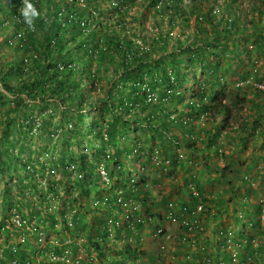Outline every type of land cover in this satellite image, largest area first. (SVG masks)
<instances>
[{
    "label": "rangeland",
    "instance_id": "rangeland-1",
    "mask_svg": "<svg viewBox=\"0 0 264 264\" xmlns=\"http://www.w3.org/2000/svg\"><path fill=\"white\" fill-rule=\"evenodd\" d=\"M17 1L21 6V0ZM65 1L51 0L48 7L41 8L40 16L53 17V13L59 9H61V14L66 15L65 9L61 8L65 7L62 6ZM97 1L99 2L98 6L94 4V0H84L83 5H86L89 10L93 9V15L98 19V22L105 24L113 13V10L107 9L110 7L111 0ZM112 1L116 2L120 8L119 13L115 15H120L123 20L125 16L126 27L132 31L129 33V38L138 45L142 43L146 48L150 47V39L147 38L149 34L152 36L159 34L160 36L170 30L175 35L184 25L182 21L180 24L177 23L179 18L185 17L184 14L176 15L172 29H169V19L166 17L164 19L159 17L157 22L160 25L155 24L157 20L155 12H158L164 3V7L167 8L172 0H161V3L159 0ZM191 1L182 0L183 5L180 8L186 12V15L188 14L189 18V26H184L187 27L184 30L193 33L196 16L190 14ZM175 2L176 0H173V3ZM215 2L217 1L215 0ZM10 3L16 4L15 0H0V7ZM202 4L203 8L207 7L205 0H202ZM252 4L253 2L250 0H241V3L238 4L240 13L246 8H251ZM168 12L174 14V9H170ZM4 19L5 15L0 12V21ZM36 20L34 27L25 26L23 28L25 39L34 40V45L40 46L44 31L36 26ZM110 23L114 25L115 20ZM10 34V29L3 28L0 31V44L8 39ZM143 34L146 35L143 36L144 38H142ZM192 37L189 38V41L192 40ZM210 39L214 41L213 38ZM260 41L258 36L254 35L241 37V42L246 45L245 50L233 49L229 54L227 51L232 48V45H226L227 51L219 52L221 61L219 64L224 73L223 95H226L224 99L227 100L228 94L230 96L232 93H236L238 85L240 87L247 83L249 85L243 91L244 93L238 91L239 97L245 99L244 103L239 104L241 113L247 112L249 122L255 116H260L264 107L263 98L260 102V110L252 109L253 87L257 85L252 74L256 71L259 75L264 71V54L260 53L257 56L255 53L256 47L262 45ZM213 45L215 52L220 51L219 45ZM261 48L264 47L261 46ZM11 51V48L5 51L6 57H11ZM79 51L82 50H77L75 45H70L64 50V55L72 57ZM183 55V58L188 57V54ZM231 56H235V58H233L234 63L229 70L230 61L227 58ZM18 59L19 57L13 58L12 63H16ZM208 59L213 61L214 58L209 56ZM98 62L96 59L92 62L91 70L94 74ZM100 63L99 72L95 74L91 88H82L86 105L93 103L96 106V111L93 112L75 111L74 105L67 102L63 104L48 96L42 100L39 96H36L34 100L24 99L18 104L9 102L8 98L14 99L15 95L6 93L0 84V92L5 94L2 97L3 100H0V223L5 224V220H9V212L14 207L18 208V212L23 217H28L39 223L47 233L45 242L32 244L29 247L36 249L37 253L45 252L41 253L44 257H50L51 245H56L51 242L55 238H60L58 235H61L63 240L59 246L65 247L74 254L79 247L84 257H92L95 261L97 259L99 264H106L110 261L109 258H114L116 255L121 256L125 242H133L136 236L126 234L127 230L125 231L124 226L120 230L119 238L116 237L115 243L104 240V252L99 255L96 254V251L91 250L90 243L92 242L87 240L94 238L91 229H97L99 223L110 215V212H107L106 216L101 210L93 209L90 206L91 200L101 201L106 207H99L108 210V208L110 209L109 204L114 200L111 199L108 204L105 197L113 196L114 191L119 190L113 188L110 177L111 173L118 174L113 167L115 160L104 156L106 152L111 153V150L106 145L105 153L100 152L105 146L104 142L97 141L96 148H91L86 152L87 155L83 163L87 170L80 168L76 155L73 154L74 160L71 161V164L73 163L76 171L81 173V178H75L77 173L74 174L75 176L66 173V166H64V163L67 164L69 161V156L65 155V151L76 140L69 135L74 132V124L78 125L81 118L84 121V127L88 118L101 121L98 108L102 103L98 98L104 99L103 97H107L113 90L117 91L114 81L118 83V87L120 86V75L119 73L115 75L117 66H113L111 60ZM195 65H190L189 70L199 78L203 75V70L198 61L195 62ZM113 67L115 70H112ZM159 80L157 77L156 82L150 84V90H146V99L150 95H162L163 88L159 85L161 84ZM258 85L261 88L264 87L262 84ZM167 92L171 94L173 91ZM116 99L123 100L119 97ZM259 99V97L255 98L256 101ZM175 101L174 99L173 102L175 103ZM165 102L168 105L166 100ZM148 114L149 109L133 110L126 124V127L129 128V132L126 134L128 141L136 140L139 147L144 150L140 158L135 160V167L139 174L143 173V177L147 178V183L143 190L133 197L124 196L123 191L120 190L121 202L113 206V209L119 213V226L124 225L127 219L134 221L133 226H135V230L139 231L137 235L145 239L144 245L139 248L144 252L143 258L140 259L141 264H145V258H147V264H152L148 258L154 260L159 252V261L153 264H229V258L226 257L227 252L230 256L232 253L239 254L238 264L241 262L264 264V147H259L263 145L264 141V124L256 126V133L246 140L245 146L234 144L230 140L231 134L222 131L218 136L217 144L206 149L208 145L201 140L204 134L197 124L203 121L200 118V120L192 122L194 135L197 136L198 141L195 148L188 149L183 144H177L175 140H160V130L145 126L143 120ZM123 118L125 119V116ZM122 121L121 119L118 123L121 124ZM177 129L175 126L178 139H184ZM237 131L241 133L240 130L237 129ZM163 132L165 131L163 130ZM242 135L247 134L242 133ZM87 137L90 139L92 134H88ZM214 149L218 151L217 156L208 154L213 153ZM116 159L122 162L121 168L125 169L124 156L117 155ZM137 176L135 174V179ZM216 177H222V179ZM198 187L201 192L198 191ZM246 187L253 191V194L252 192L250 194L251 197L249 196L251 203L257 201L262 204L263 211L261 210L257 219L256 216L245 215L241 212V196ZM170 201L189 207L202 205V210L198 214L202 228L200 231L189 234L184 243L178 241L182 230L174 225L164 224L165 229L158 235H153L150 222L154 220V215L165 214L166 204ZM233 202L238 203L236 209H234ZM72 215L75 220L73 226L69 227L67 220ZM75 216L78 217L77 224H75ZM239 227L244 230L249 228L247 231L253 240L250 247L249 245L246 247L234 245L233 231ZM223 228L226 229L225 240L219 237L221 236L219 233L224 231ZM7 230L6 228L5 231ZM250 230L252 231L250 232ZM3 236V233H0L1 249L4 247ZM228 236L231 238V244L226 240ZM79 240H83L80 246L78 245ZM219 241L220 243H218ZM56 257H62V255L58 256L57 254ZM0 258L9 261V256L1 251ZM38 260L40 258L36 257L35 262ZM129 261L136 264L132 258ZM45 264L50 263L46 261Z\"/></svg>",
    "mask_w": 264,
    "mask_h": 264
},
{
    "label": "trees",
    "instance_id": "trees-1",
    "mask_svg": "<svg viewBox=\"0 0 264 264\" xmlns=\"http://www.w3.org/2000/svg\"><path fill=\"white\" fill-rule=\"evenodd\" d=\"M50 1L31 0V3L39 10L36 26L46 31L40 46H35L34 40L28 41L20 37V29L25 24L14 20L11 11L0 8V12L9 15L0 21V31L3 28H12L8 39L0 44V84L6 93L15 95L14 99L8 98L9 102L18 104L24 99L34 100L36 96H39L42 100L48 96L63 104L67 102L74 105L75 111L93 112L96 111V106L93 103L86 105L82 88H91L95 74L99 72L100 62L111 60L112 65L117 66L115 75L118 73L120 75L119 87L114 81L117 91L113 90L107 97H103L104 99L98 98L102 103L98 108L101 121L88 118L84 127V121L81 118L78 125L74 124L75 133H69L76 138L75 142L69 143L71 146L65 151L69 161L67 164L64 163V166L69 175L77 173V176L74 175L75 178H78L79 174L82 177L73 163L71 164L74 160L73 154L76 155L80 168L87 170L83 163L86 152L91 148L95 149L96 142L100 141L105 143L100 152L105 153L107 145L111 153L109 155L106 152L104 156L115 160L113 167L118 174H110L113 188L123 191V195L127 197L136 196L143 190L147 178L143 177V173L139 174L135 167V160L140 158L144 150L139 147L136 140L130 142L126 137L129 132L126 124L133 110L149 109V114L143 120L145 126L160 130V140H175L177 144H183L188 149L195 148L198 141L197 136L194 135L192 122L200 118L203 121L197 124L204 134L201 140L208 145L206 149L217 144L218 136L222 131L231 134L230 140L234 144L245 146L246 140L256 133V126L264 124V107L261 115L255 116L250 122L247 112L241 113L239 104L244 103L245 99L239 97L238 91L246 90L249 87L248 83L243 87L238 85L237 92L230 96L228 94L227 100L224 99L226 98V95H223L224 73L219 64L221 62L219 52L227 51L226 45H232V48L227 51L229 54L233 49H246V45L241 42V37L258 36L262 45L256 47L255 53L257 56L260 53L264 54V48H261V46L264 47V0H250L253 2L251 8H246L242 13L238 7L241 0H221V3L218 0L217 2L205 0L207 5L205 8L202 7V0H192L190 14L196 16L193 33L184 30L187 28L184 26H189V18L188 14L186 15V12L180 8L183 5L182 0H177L175 5H169L167 8L160 7L159 11L155 12L157 18L155 24L160 25L157 22L159 17L163 19L166 17L169 19V29H172L176 15L184 14V18L177 20L178 24L182 21L184 25L175 35L170 30L160 36L149 34L147 38L150 39V47L147 48L142 43L138 45L129 38V33L132 31L126 27L125 20L118 17L114 25H111L109 21L100 24L88 7L82 9L74 4L71 8L66 6V15L61 14L59 9L53 13V17H49L53 22L48 24L47 19L40 16V12L41 8H46ZM15 2L16 4L10 3L7 7L14 12L19 10L18 1L15 0ZM170 9H174V14H169ZM99 11H101L100 8ZM58 15L65 17L61 23L57 20ZM18 16L20 17L19 14ZM20 19L22 21L21 17ZM186 35L188 36L185 37ZM143 36L146 35L143 34L142 38ZM191 37L192 40L189 41ZM213 44L219 45L220 51L215 52ZM70 45H75L77 50L82 51L76 52L72 57L64 55V50ZM8 48H11L12 53L11 57L7 56V58L5 51ZM183 54H188V57L183 58ZM209 56L214 58L213 61L208 59ZM16 57H19L18 61L12 63L13 58ZM233 58L235 56L227 58L230 61L229 70L234 63ZM95 59L99 62L94 74L91 67ZM196 61L200 63V68L203 70V75L199 78L189 70L190 65L196 66ZM252 75L257 83L253 85L252 109L260 110V102L264 98V87L261 88L258 84L264 86V71L259 75L255 71ZM157 77L160 79L159 85L163 88V93L161 96L150 95L146 99V90H150V84L156 82ZM169 90L173 92L170 94L167 92ZM4 96L5 94L0 92V100ZM117 97L123 100H117ZM258 97L260 99L256 101L255 98ZM121 119L123 121L119 124ZM248 122L249 125H247ZM175 126L184 139H178ZM88 134H92L90 139L87 137ZM259 147H264V141ZM208 154L217 156L218 151L214 149L213 153ZM117 155L124 156L125 169L121 168L122 162L116 159ZM70 167L71 170H69ZM135 174L138 175L136 179ZM197 189L201 192L199 187ZM251 192L253 194L249 187L245 188L241 196L242 208L240 209L245 215H253L257 219L261 210L263 211L262 204L257 201L251 203ZM237 204L233 202L234 209ZM21 253L25 255L26 252L21 250ZM5 254L9 256V252L5 251ZM30 254H34V249L30 251Z\"/></svg>",
    "mask_w": 264,
    "mask_h": 264
},
{
    "label": "clouds",
    "instance_id": "clouds-1",
    "mask_svg": "<svg viewBox=\"0 0 264 264\" xmlns=\"http://www.w3.org/2000/svg\"><path fill=\"white\" fill-rule=\"evenodd\" d=\"M84 1V0H83ZM83 1H77V0H66L65 2H63L62 6L65 7H61L62 9L64 8L65 10H67V7L71 8V5H76V7H81L82 9H85V7H87L86 5H83ZM221 0H219L220 2ZM159 2L161 3V0H159ZM177 2V0H176ZM173 3V0L171 3H169V5H175L176 4ZM98 1L94 0V4L98 6ZM110 7L107 9L113 10L112 15L110 16L109 22L110 21H114L116 20L118 17H120V15H115L116 13H119L120 8L119 6L116 4V2H113L112 0L110 1ZM9 5V4H8ZM7 6H3L0 8H4L7 9L8 11H11L12 14V18L18 22H23L25 26H27L28 28H32L34 27V23L35 20L37 19V17L39 16V10L31 3V0H21V6H19V10L17 11H13ZM168 5V6H169ZM67 6V7H66ZM165 6V3L163 5V7ZM61 10V9H60ZM89 10V9H88ZM81 11H85V10H81ZM91 13H93V9L90 10ZM57 12V11H56ZM55 12V13H56ZM18 14L20 15V17L22 18V21L20 19V17L18 16ZM5 18H7L9 15L8 14H4ZM65 17H62L61 15H58L57 20L58 22L61 23V20L63 21ZM125 20V16L123 17ZM45 20L47 19L48 24H51L53 22L52 18H44ZM20 29V37H24L25 38V34H24V28ZM11 30L12 32V28H8ZM35 29V28H34ZM41 29V28H40ZM46 31H44L45 34ZM70 169H72L70 167ZM80 175V174H79ZM78 178H81V176H78ZM196 194V193H195ZM197 195V194H196ZM106 201L109 204V201L112 199L114 201H112L110 205V209L108 208V210L101 208L99 206H103L106 207V205L104 203H102L101 201H97V200H91V207L93 209H98L101 210L102 213L104 212V214H106L107 216V212H110V215L108 217H106L105 219H103L99 224V227L97 229H91V231L93 232L92 235L95 238L92 239H87V240H91L90 245H91V250L92 251H96V254L99 255V253L104 252V240H106L107 242L110 243H115L116 237L119 238V233L120 230L122 228H124L125 226V231L127 230L126 234H130V235H136L134 238V241H127L125 242V248L123 250V254L121 256L116 255L113 259L109 258L108 260H110L109 262H106V264H132V261H129L131 258L134 259L136 264H141V258H143L144 252L143 250H140V246L144 245L145 239L142 236L137 235L139 233V231L135 230V226H133V224L135 223L134 221H129L127 219L126 223L122 226H119L118 222H119V213L113 209V206H115L116 203H120L121 202V191L117 190L114 191L113 196H108L105 197ZM200 206V209H198V207ZM109 207V206H108ZM14 209H17L16 207H14ZM13 209L10 210V214L11 211ZM202 210V205H195L193 207H189L188 205H178L176 204L174 201H170L166 204V208H165V214L164 215H160V214H156L154 215V220L150 222V226L151 229L153 230V235H158L159 233H161L164 229H165V225L164 224H170V225H174L179 227L182 230V234L180 235V237L178 238V241L180 243H184L187 241V237L189 234H192L194 232L200 231L201 230V223H200V217L198 216V214L201 212ZM113 212V213H111ZM184 212H186L184 214ZM169 213H172L177 219H186L187 221H189V223L191 221H196L195 224L192 225H187L184 226L181 224V222H177V221H172L169 218ZM181 214L183 216H181ZM76 217V216H75ZM77 218L76 217V223L77 224ZM28 220H31L30 218L27 217ZM74 215L71 216L70 219L67 220L68 222V226L71 227L73 226L74 223ZM7 221V219L5 220V222ZM32 221V220H31ZM163 221V222H162ZM1 225H6L3 223H0ZM39 228H40V232L41 235H39L38 237H36L35 235L30 236L25 242L21 243V244H15V239L10 237H7L4 241V247L1 249L0 251L1 253H5V251L9 252V261H5L4 259L0 258V264H11L14 260L16 261L17 264H45L46 261L50 264H66V262L64 263L61 258L63 259H69L70 261H72L74 258H76L77 256L81 257V260L84 263L88 264H99L97 259L96 261L92 258V257H84V254L81 253V249L79 247H77V252L76 254H74L73 252H70L69 250L65 249V247L63 246H59V244L61 243V240H63V237L61 235L60 238H55L53 242L51 243H55L56 245H51L49 255L50 257H44L41 253H45V252H40L37 253L36 249H34V254H30V251L33 248H30L29 246H31L32 244L36 245V244H43L46 239V232L44 229H42L41 225L39 223H37ZM7 228V227H6ZM8 229V228H7ZM223 232L219 233L222 237L223 240H225L226 237V229L223 228ZM249 230V228L247 229ZM244 230L242 228H237L236 230L233 231L232 235V240L235 242V246L237 247H246L247 245H249L250 247V243L253 242V240L251 239V237L248 234V231ZM252 230H250L251 232ZM235 232V233H234ZM59 234V231H58ZM235 236V237H234ZM41 237V239L39 240V238ZM156 237V236H155ZM10 239V240H9ZM218 239V237H217ZM229 244L231 241L230 236L227 237L226 239ZM83 240H79L78 241V245L80 246V243ZM94 241V242H93ZM223 242V241H222ZM220 243V241L218 242ZM11 247H15V250H11ZM251 250V248H249ZM21 250H24L26 253L25 255H23L21 253ZM39 252V251H38ZM224 253V252H222ZM62 255V257H56V255ZM52 256H55L57 260L52 259ZM239 254L236 253H232L231 256L230 254L227 252V258H229V264H238L239 261ZM36 257H39L40 260L36 261ZM159 257H160V252L159 254H156L154 260L151 258H148V261L150 263H156L159 261ZM145 264H147V258H145ZM263 263V262H262ZM68 264V263H67ZM241 264H244L241 262ZM247 264H253V263H247Z\"/></svg>",
    "mask_w": 264,
    "mask_h": 264
},
{
    "label": "built area",
    "instance_id": "built-area-1",
    "mask_svg": "<svg viewBox=\"0 0 264 264\" xmlns=\"http://www.w3.org/2000/svg\"><path fill=\"white\" fill-rule=\"evenodd\" d=\"M198 209H200V206L198 207ZM185 213L186 212H184V214ZM181 216L183 215L181 214ZM169 218L172 221L181 222V224L184 226H187L189 224L192 225L196 223V221H191L189 223V221H187L184 218H182L181 220L177 219L172 213H169ZM5 223L6 225L4 226L0 224V233H3L4 235L3 239L4 238L6 239L7 237L14 238L15 244H21L25 242L32 235H35L36 237L41 235L38 224L34 221L28 220L27 218L23 217V215L20 214L17 209H13L11 211L10 218ZM6 227L8 228L7 231H5ZM40 239L41 237L39 238V240ZM11 250H15V247H11ZM52 259L57 260L55 256H52ZM61 260L64 263L66 262V264L67 263L68 264H88V262L84 263L81 260L80 256H77L72 261H70L69 259H63V258H61ZM11 264H17V263L14 260Z\"/></svg>",
    "mask_w": 264,
    "mask_h": 264
}]
</instances>
